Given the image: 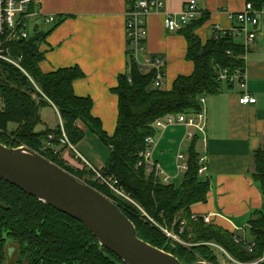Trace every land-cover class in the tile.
Returning a JSON list of instances; mask_svg holds the SVG:
<instances>
[{
    "label": "trees",
    "instance_id": "trees-1",
    "mask_svg": "<svg viewBox=\"0 0 264 264\" xmlns=\"http://www.w3.org/2000/svg\"><path fill=\"white\" fill-rule=\"evenodd\" d=\"M262 2L264 0H248ZM63 21L57 17L52 29ZM198 19L179 31L187 41V60L193 62L191 75H180L170 90L153 87L155 74L141 73L133 51L127 43V69L119 76L113 92L118 96V121L113 136L107 135L102 122L92 115L93 101L75 94L73 83L85 75L79 67L61 68L44 73L40 63L44 53L40 45L47 32L37 27L28 39L9 43L13 58L21 59L23 70L0 60V142L27 146L89 186L113 199L134 223L139 238L179 260L193 264L200 256L218 264L212 247L193 246L186 249L173 244L144 218L137 206L117 199L105 186L90 180L87 171L70 166L63 158L66 140L73 146L85 137V126L110 148V157L102 169L154 221L170 228L176 220L186 219L188 228L182 237L194 243H216L241 263L259 260L264 253V212L254 213L249 221L248 236L256 247L249 252L241 235L191 219V207L206 201L210 184L199 173V136L195 135L187 150L188 170L181 184L165 185L140 156L148 149L146 139L155 137L154 122L167 115L192 114L201 111V98L216 95L233 84L218 82L219 74L244 70L246 50L242 42L228 31L215 30L205 44L195 30ZM229 52H231L229 54ZM56 110L62 124L43 126L42 111ZM11 125H14L11 127ZM59 148V149H58ZM140 162H142L140 164ZM253 178L264 197V149L254 153ZM10 245L16 246V264H125L107 249L76 219L39 201L35 197L0 179V264L5 263Z\"/></svg>",
    "mask_w": 264,
    "mask_h": 264
},
{
    "label": "crops",
    "instance_id": "crops-1",
    "mask_svg": "<svg viewBox=\"0 0 264 264\" xmlns=\"http://www.w3.org/2000/svg\"><path fill=\"white\" fill-rule=\"evenodd\" d=\"M39 13L34 27L47 32L40 45L44 60L40 68L50 73L61 68L79 67L84 77L73 83L79 97L93 101L92 115L98 118L104 131L113 136L118 121V96L113 90L119 76L127 69L126 13L131 0H32ZM190 0H162L161 12L151 13L146 19L147 39L144 55L161 56L165 63V85L170 90L180 75L194 71L187 60V41L180 32L165 27L166 14L178 15ZM199 9L196 34L205 44L215 30L229 31L235 26L232 15L242 11L248 0H196ZM63 17L52 29H45L46 17ZM246 91L256 98L255 104L243 105L240 87L224 88L205 98L206 126L199 136L198 151L205 157L206 171L202 180L210 184L206 201L191 207V214L208 217L209 224L231 233L244 234L254 213L264 212V197L253 178L254 153L264 149V40L258 39L245 54ZM1 105V102H0ZM55 122L43 126L54 128ZM44 110V109H43ZM84 139L74 151L63 148L62 158L72 167L84 166L85 161L103 169L110 157V148L85 126ZM187 128L172 125L158 130L148 145L153 161L171 179L181 184L184 173L178 172L177 156H186L190 145ZM103 145H101V144ZM104 146V147H103ZM80 148V150H79ZM179 179V181H178ZM247 229V228H246Z\"/></svg>",
    "mask_w": 264,
    "mask_h": 264
},
{
    "label": "built area",
    "instance_id": "built-area-1",
    "mask_svg": "<svg viewBox=\"0 0 264 264\" xmlns=\"http://www.w3.org/2000/svg\"><path fill=\"white\" fill-rule=\"evenodd\" d=\"M162 0H131V7L126 13V31L127 43L130 45L134 58L138 63L141 73L155 74L153 87L158 89H166L165 85V68L166 63L161 56L158 55H144V47L147 39L146 19L154 12H161L163 10ZM200 12L196 0H190L186 7L178 15L166 14L165 27L170 32H179L188 26L191 22L195 21ZM39 17V13L33 8L32 0H0V60L8 62L17 68L22 69L20 65V58H13L7 45L15 41H21L30 37L29 25L33 19ZM232 19L235 21V26L229 30L230 34L242 42L246 51L255 44V42L262 38L264 40V1L262 2H247L242 11L233 14ZM55 16L46 17L48 24L56 21ZM231 52H229L230 54ZM245 59V56H244ZM218 82L233 84L234 87H240L244 93L240 98L243 105H250L256 103V98L250 96L246 91V70L229 71L228 69L222 71L218 76ZM202 109L198 113L192 114H178L167 115L159 118L154 122V127L157 130L164 129L172 125H183L187 128L186 139L191 141L194 139L197 132L204 133L206 126V111H205V98L200 99ZM154 137H148L146 143L149 145L153 142ZM68 147H73L66 140ZM140 156L143 158L144 163L147 165V170L153 172L161 182L165 185L171 184V179L161 169L160 165L153 161L151 153L147 149L142 152ZM186 156L183 153L178 154L176 167L178 172L185 173L188 170V164L185 163ZM206 158L200 157L199 173L203 174L206 171L205 165ZM86 170L95 176V180L107 187L111 192L121 197L120 200H126L136 204L119 185V182L113 177L104 174L102 169L94 167L89 162L85 161ZM142 162H140L141 164ZM118 198V197H117ZM191 219L197 221L203 219L204 222L209 223V218H200L192 214ZM188 221L180 219L178 223L179 234L170 233L165 230L166 235L172 240L179 242L180 237L187 230ZM244 229V234L241 237H236V241H243L246 249L253 253L256 247L254 239L249 238L248 230ZM209 247L220 249L227 255L228 259L236 262V264H264V253L262 257L251 263H241L232 257L225 249L216 243H202Z\"/></svg>",
    "mask_w": 264,
    "mask_h": 264
},
{
    "label": "water",
    "instance_id": "water-1",
    "mask_svg": "<svg viewBox=\"0 0 264 264\" xmlns=\"http://www.w3.org/2000/svg\"><path fill=\"white\" fill-rule=\"evenodd\" d=\"M0 179L84 224L125 264H187L139 238L117 203L26 146L0 142Z\"/></svg>",
    "mask_w": 264,
    "mask_h": 264
},
{
    "label": "rangeland",
    "instance_id": "rangeland-1",
    "mask_svg": "<svg viewBox=\"0 0 264 264\" xmlns=\"http://www.w3.org/2000/svg\"><path fill=\"white\" fill-rule=\"evenodd\" d=\"M38 18V17H37ZM37 18H35V19H33V21L30 23V25H29V30H30V32H33L34 31V29H35V27H34V25H35V22H36V20H37ZM50 26V24H46L45 26H44V28L45 29H47L48 27ZM1 102V101H0ZM42 116H43V119L45 120V121H47V124H51V125H53V123L55 122V118H54V113L50 110V109H44L43 111H42ZM59 119V120H58ZM57 120H58V123H60V124H62V121H61V118H60V116H59V114L57 115ZM14 125H11V127H13ZM44 128V126H40L39 127V129H43ZM101 144V143H100ZM101 145H103V144H101ZM6 146H12V147H21V146H18L17 144H14V143H8ZM27 147V146H26ZM104 147V146H103ZM29 148V147H28ZM69 149H71L72 151H74V146L73 147H68ZM59 149V148H58ZM32 150V149H31ZM79 150H80V148H79ZM34 151V150H33ZM35 152H37L38 153V151H35ZM62 168V167H61ZM75 168V167H74ZM86 165H84V166H77L75 169H78V170H80V171H85L86 170ZM87 171V173L89 174V178H90V180H93V181H95V182H97L96 180H95V176H93V174L92 173H90L88 170H86ZM75 176V175H74ZM76 177V176H75ZM76 178H78V177H76ZM79 179V178H78ZM80 181H82V182H84V183H86V184H88V183H90L88 180H86L85 178H83V177H81L80 179H79ZM178 181H179V179H178ZM98 183V182H97ZM99 184V183H98ZM95 189V188H94ZM97 190V189H96ZM99 191V190H98ZM113 193V192H112ZM114 194V196L117 198V199H120L121 197H119V196H117L115 193H113ZM103 195H105V194H103ZM106 196V195H105ZM129 196V195H128ZM106 197H108V196H106ZM130 197V196H129ZM109 198V197H108ZM109 199H111V198H109ZM112 201H113V199H111ZM124 201H126V200H124ZM115 202V201H114ZM126 202H128V203H131V202H129V201H126ZM116 203V202H115ZM133 204V203H132ZM135 206H137V208L139 209V211H140V213H141V215L144 217V218H142V219H146L147 221H149L150 222V224L152 225V226H154L155 227V229H157L161 234H163L164 235V237H166L167 239H169V240H171V242L173 243V244H176V245H180V246H182V247H184V248H186V249H190V248H192L194 245L195 246H201V247H203L204 245L202 244L203 242H200V243H194V242H191V241H186L182 236L180 237V241L179 242H176V241H174V240H172L171 238H169L167 235H166V233H165V230H167V231H169L170 233H178L179 232V228H178V223H179V219L178 220H176L175 222H174V224L172 225V227H170V228H167V227H164V226H162L161 224H159L158 222H156V221H154L149 215H147V213L140 207V206H138L137 204H135ZM120 207V206H119ZM187 228H188V226H187ZM179 234V233H178ZM213 249V251H214V254L216 255V257H217V260H218V264H236V262H234V261H231V260H229L228 259V257H227V255L226 254H224L223 253V251H221L220 249H216L215 247H213L212 248ZM195 260H203L204 261V259H202L200 256H196V259ZM6 264H11V260H8L7 262H6ZM211 264V263H210ZM214 264H217V263H214Z\"/></svg>",
    "mask_w": 264,
    "mask_h": 264
},
{
    "label": "flooded vegetation",
    "instance_id": "flooded-vegetation-1",
    "mask_svg": "<svg viewBox=\"0 0 264 264\" xmlns=\"http://www.w3.org/2000/svg\"><path fill=\"white\" fill-rule=\"evenodd\" d=\"M16 255H17L16 246L10 245L7 250L4 264H6L8 260H11V264H16Z\"/></svg>",
    "mask_w": 264,
    "mask_h": 264
}]
</instances>
